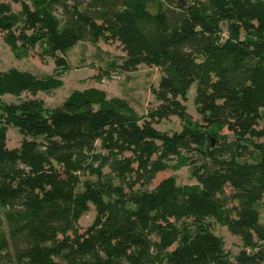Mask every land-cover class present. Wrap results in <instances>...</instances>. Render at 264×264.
Returning a JSON list of instances; mask_svg holds the SVG:
<instances>
[{
    "label": "trees",
    "instance_id": "obj_1",
    "mask_svg": "<svg viewBox=\"0 0 264 264\" xmlns=\"http://www.w3.org/2000/svg\"><path fill=\"white\" fill-rule=\"evenodd\" d=\"M13 1L0 0V33L15 58L37 46L64 69L76 42L115 41L120 71L145 64L159 77L156 105L137 115L96 87L52 109L5 103L62 80L0 70V264H264V0ZM192 83L198 121L184 105ZM170 116L178 132L154 128ZM181 167L194 183L169 175L148 188ZM86 203L94 216L80 230ZM213 224L238 237L232 257Z\"/></svg>",
    "mask_w": 264,
    "mask_h": 264
},
{
    "label": "rangeland",
    "instance_id": "obj_2",
    "mask_svg": "<svg viewBox=\"0 0 264 264\" xmlns=\"http://www.w3.org/2000/svg\"><path fill=\"white\" fill-rule=\"evenodd\" d=\"M12 10L19 9V3L7 0ZM57 16V15H56ZM58 17V16H57ZM220 36L224 32L220 31ZM0 33V70L14 67L19 70L32 72L36 75L51 74L62 80V85L49 92H38L34 95L22 93L20 96L4 94L2 100L5 103H17L24 98L40 99L47 109H52L60 104L63 98L73 89L96 87L102 89L108 98L123 99L137 115L145 114L150 108L156 105L152 95V88H155L159 69L154 66L140 64L135 70L122 72L118 65L123 59L124 53L117 42L97 41L89 43L78 41L64 53L67 67L54 69L53 60L50 57H41L39 47L35 46L30 54L24 58H15L4 44ZM195 83H192L186 94L184 105L186 112L193 121L199 117L194 109ZM182 122L175 116H170L154 124V128L167 133L178 132ZM225 132V130H223ZM6 145L9 148L17 147L21 139L17 129L12 125H6ZM256 142H263L264 139H256ZM246 149L252 151V147L246 144ZM246 160H252L247 154L243 155ZM173 176L176 185L194 183L187 167H181L176 171L164 170L158 172L151 181L148 188H152L160 179L166 176ZM81 189V188H80ZM87 209L83 211L77 220V226L82 230L87 226L94 216V209L90 203H86ZM260 221H264V196L256 205ZM212 231L218 235L223 243L224 251L232 257L241 247L237 236L230 234L224 226L213 224Z\"/></svg>",
    "mask_w": 264,
    "mask_h": 264
}]
</instances>
